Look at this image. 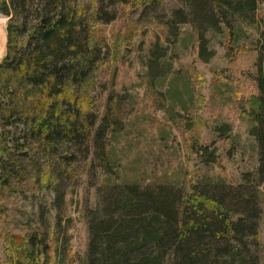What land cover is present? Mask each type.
Wrapping results in <instances>:
<instances>
[{
    "label": "trees",
    "instance_id": "16d2710c",
    "mask_svg": "<svg viewBox=\"0 0 264 264\" xmlns=\"http://www.w3.org/2000/svg\"><path fill=\"white\" fill-rule=\"evenodd\" d=\"M149 1L156 6L155 0L136 7L129 0H109L97 9L82 7L79 0H0V12L10 16L6 55L0 62V211L4 201L31 197L42 189L53 191L52 205L62 208L64 186L90 154L99 161L91 162L92 170L97 164L111 170L103 139L106 126L116 131L127 116L120 107L112 119L109 112L101 121L99 114H90L83 87L103 56L91 41L89 19L110 22L117 15L109 8L115 6H130L141 17L147 7L141 4ZM183 1L187 7L175 11L165 25L171 32L176 24V31L192 24L205 61L211 56L209 33L235 29L237 43L243 38L241 24L259 31L260 92L252 101V134L259 153L255 177L263 183L264 15H257L259 0ZM152 55L157 67L166 49L160 46ZM201 152L204 163L221 167L215 151L205 146ZM252 188L204 183L194 190L195 210L181 214V193L170 185L107 184L98 192L97 206L86 211L90 244L82 264H260L262 210ZM6 245L8 264L50 262L43 230L27 236L11 233Z\"/></svg>",
    "mask_w": 264,
    "mask_h": 264
},
{
    "label": "rangeland",
    "instance_id": "374dc122",
    "mask_svg": "<svg viewBox=\"0 0 264 264\" xmlns=\"http://www.w3.org/2000/svg\"><path fill=\"white\" fill-rule=\"evenodd\" d=\"M129 2L136 7L144 0ZM79 3L97 9L109 0ZM155 3V7L150 1L141 4L147 5L141 17L132 13L130 6L109 8L117 15L110 22L103 18L92 22L90 17L91 41L103 56L83 87L90 114H99L101 121L109 112L112 119L120 107L127 116L116 131L106 126L103 139L111 170L98 164L92 170L95 154L82 160L73 171L75 179L64 186L62 208L52 205L56 195L45 189L31 197L14 196L4 201L0 264H8L7 235L27 236L35 230L48 234L51 250L47 264L64 263V259V264H82L90 244L86 211L97 206L98 192L107 184L170 185L181 193L178 207L184 214L185 209L195 210L194 190L207 182L226 187L245 184L258 193L256 207L262 216L257 250L259 262L264 264V182L257 183L255 177L259 153L252 134L256 127L252 101L260 92L262 60L255 46L259 31L241 24L243 38L237 43L235 29L209 33L211 56L205 61L192 24L182 25L179 31L176 24L171 32L165 25L175 11L187 7L186 3ZM257 15H264V0H259ZM0 19L6 34L1 62L6 55L10 16L0 12ZM160 46L167 56L155 67L152 50ZM205 146L216 152L221 167L202 161L198 152L203 153Z\"/></svg>",
    "mask_w": 264,
    "mask_h": 264
},
{
    "label": "bare ground",
    "instance_id": "6f19581e",
    "mask_svg": "<svg viewBox=\"0 0 264 264\" xmlns=\"http://www.w3.org/2000/svg\"><path fill=\"white\" fill-rule=\"evenodd\" d=\"M1 20V19H0ZM6 43L5 29L0 23V53Z\"/></svg>",
    "mask_w": 264,
    "mask_h": 264
}]
</instances>
